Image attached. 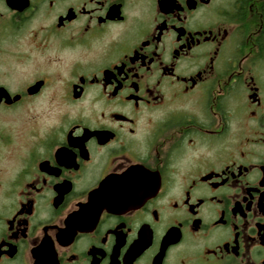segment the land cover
I'll return each mask as SVG.
<instances>
[{"label": "flooded vegetation", "instance_id": "flooded-vegetation-1", "mask_svg": "<svg viewBox=\"0 0 264 264\" xmlns=\"http://www.w3.org/2000/svg\"><path fill=\"white\" fill-rule=\"evenodd\" d=\"M0 264H264V0H0Z\"/></svg>", "mask_w": 264, "mask_h": 264}]
</instances>
